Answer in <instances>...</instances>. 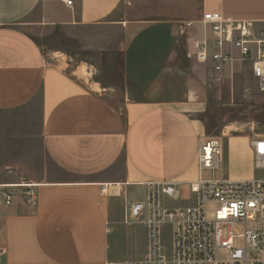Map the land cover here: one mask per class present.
<instances>
[{"label":"crops","instance_id":"0c3cea01","mask_svg":"<svg viewBox=\"0 0 264 264\" xmlns=\"http://www.w3.org/2000/svg\"><path fill=\"white\" fill-rule=\"evenodd\" d=\"M66 1L0 0V185L28 183L36 193L7 189L17 194L0 203V264L141 259L148 230L129 221L130 203L144 199L149 182L190 189L211 137L223 135L226 178L254 177L250 141L264 135L255 130L264 94L251 103L252 120L219 126L218 75L235 62L216 73L191 40L208 38L215 49L199 22L207 11L249 21L263 36L264 0ZM80 44L89 60H78ZM104 184L120 194L103 193Z\"/></svg>","mask_w":264,"mask_h":264},{"label":"built area","instance_id":"2783aa9c","mask_svg":"<svg viewBox=\"0 0 264 264\" xmlns=\"http://www.w3.org/2000/svg\"><path fill=\"white\" fill-rule=\"evenodd\" d=\"M72 4V0H67ZM199 22L213 34L208 38L191 40L192 53L198 61H211L216 73L229 63H252V73L259 91L264 94V35H255L249 21L224 17L220 12L207 11ZM194 21H187L193 27ZM231 48L237 50L235 55ZM255 167L262 170L260 177L231 179L204 178V170L216 171L223 160V135L203 141L198 152L201 175L188 182L196 203L185 207H161L160 197H179V183H146V195L128 207V219L143 223L147 230V244L139 260H126L121 264H264V135L251 138ZM33 185L28 183L0 185V203L10 204L17 192L8 188H21L31 199L36 198ZM110 187V189H109ZM119 195L116 184L102 185V192ZM171 223L172 249L169 256L161 245V228ZM228 227L224 237L223 227ZM242 226V231L237 227ZM234 239H242L244 247L234 246ZM220 251H226L222 254Z\"/></svg>","mask_w":264,"mask_h":264},{"label":"rangeland","instance_id":"374dc122","mask_svg":"<svg viewBox=\"0 0 264 264\" xmlns=\"http://www.w3.org/2000/svg\"><path fill=\"white\" fill-rule=\"evenodd\" d=\"M75 53L77 52V58L78 60L90 59V55L87 53V50H83L81 44L74 46ZM85 51V52H83ZM237 52V51H235ZM87 57V58H86ZM245 63H238L235 62L234 64H230L226 66L224 73L228 74L226 75H218L219 80L217 84V104L218 106V120H219V126L222 125V121L225 122V124H231L235 120L245 119V121H250L254 118V112L251 104L253 101H256V99L260 98L262 99L263 96L261 95L258 85L256 81L250 76V74L247 72L246 68L243 67ZM246 66V64H245ZM111 99L113 101H118L120 99V92L121 88L117 89L116 91H111ZM260 109L264 110V102L259 104ZM260 110V112H261ZM34 119L36 121L32 122L34 124H38L39 122V112L38 110L35 112ZM261 114V113H260ZM4 117L0 115V120ZM25 121L28 122V117L26 116ZM19 123V122H18ZM22 124V122H20ZM256 131L264 132V118L260 119L259 123H257L255 127ZM232 171V164L229 162V160L226 157L225 162L223 163L222 167H220L216 171L212 170H204L202 172V175L204 178H220V177H228L230 172ZM253 178L260 177L263 174V171L256 168L253 172ZM140 187H134L136 192L139 191ZM162 205L164 207H185L195 204L196 202V196L194 193L190 191V189H182L180 192V195L177 199L171 198V197H163ZM240 231H242V226L237 227ZM172 231H173V225L171 223H165L163 224L161 228V245L163 246L164 253L169 256L172 249ZM224 237H227L228 227H223ZM234 246L243 248L244 242L242 239H234ZM140 251V247L134 249L131 251V253L138 254ZM222 254L227 253L226 251H220ZM128 259H131L130 257H119L117 260L124 262Z\"/></svg>","mask_w":264,"mask_h":264},{"label":"trees","instance_id":"16d2710c","mask_svg":"<svg viewBox=\"0 0 264 264\" xmlns=\"http://www.w3.org/2000/svg\"><path fill=\"white\" fill-rule=\"evenodd\" d=\"M261 113L263 114V115H261V118L263 119L264 118V111L263 112L261 111Z\"/></svg>","mask_w":264,"mask_h":264}]
</instances>
